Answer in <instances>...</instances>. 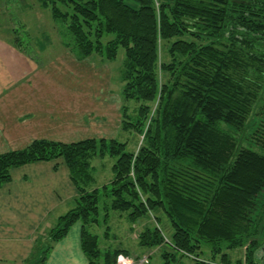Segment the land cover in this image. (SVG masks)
Segmentation results:
<instances>
[{"label": "trees", "instance_id": "obj_1", "mask_svg": "<svg viewBox=\"0 0 264 264\" xmlns=\"http://www.w3.org/2000/svg\"><path fill=\"white\" fill-rule=\"evenodd\" d=\"M34 1L63 39L71 37L63 44L76 61L96 57L105 65L124 51L120 92L138 108L121 126L141 141L130 151L118 139L42 140L0 154V187L11 169L62 159L76 188L74 207L49 231L43 256L27 264H44L76 223L88 264H115L123 250L102 252L88 230L108 224L111 213L130 223L152 213L158 224L166 218L168 242L155 227L140 236V246H160L163 264H264V254L255 260L264 253V226L250 216L264 190V125L254 132L259 152L242 147L264 88V0ZM12 43L20 47L19 38ZM106 156L113 177L89 191L90 160ZM239 249L244 259L233 261Z\"/></svg>", "mask_w": 264, "mask_h": 264}, {"label": "rangeland", "instance_id": "obj_2", "mask_svg": "<svg viewBox=\"0 0 264 264\" xmlns=\"http://www.w3.org/2000/svg\"><path fill=\"white\" fill-rule=\"evenodd\" d=\"M11 1L12 0H0V37H2V39L6 38L8 35L6 31L13 29L15 36L18 37L20 41L19 48L31 49L34 54L31 58L35 64L34 66L33 64H25L23 62L25 65L22 63L21 65L16 66L18 75H16L17 80L15 81V84L18 85L15 87L25 85L24 81L28 82L29 80L32 84L31 89H28L29 87L27 86H24L23 88V92H26L27 94L33 95L32 92L34 90H41V95L47 97L51 101H55V97L58 99L60 98L59 101L62 98H65V100L71 98L84 103L83 105L86 106L81 112L77 113L80 114L79 117L81 118L75 117V119L64 120L65 123L78 122L80 124V126L76 127L74 130L66 131L65 134L59 136L61 140H65L66 142H54L70 144L85 139H118L119 141L127 142L128 150H136L141 141V137L133 131H124L121 126V122L124 118L135 117L138 108V104L135 101L124 102L120 92L122 86L120 83V71L125 58L124 51L119 49L115 61L108 62L105 65H100V59H96V57L75 62L71 59V56L66 54V52L69 51L63 44L65 40L66 43L71 41V37L65 33L63 39V37L59 35L58 27L54 25L56 23L51 19L48 10L41 9L35 4L34 0L32 1L33 5L29 2L22 3V5L18 2L13 4ZM37 17L41 20H38ZM57 25L59 27L62 26L61 23H57ZM40 29H43L44 31H40ZM24 34H26L28 39H25L26 36L24 37ZM61 35L63 36V33H61ZM46 37H48L47 41L50 44H45ZM18 38L14 37L12 41ZM12 45L17 47V44L12 43ZM39 45H48L46 48L47 52L42 53L38 48ZM160 48L161 57H163L165 55V49L163 46H160ZM57 81H60L64 85H68L72 89L79 90L80 92L76 91V93L79 94L76 95L75 92L70 93L68 90L69 88H63L60 87V85L55 84ZM104 98H106V100ZM10 105L13 107V104ZM124 106L127 107L126 117L122 116ZM110 107H113V110H111ZM119 109L120 113L118 112ZM83 110L86 111L83 112ZM13 114H17V109L14 110ZM15 115H13V117H16L15 120H18L17 124L19 125L16 126L15 131L17 133L24 132L25 128L30 126V120L26 119L25 114L18 113L17 116ZM45 121L46 120H42V122ZM38 122L39 121H35L34 123V126L37 128ZM5 125L6 124H2V127L0 126L1 131L6 128ZM89 125L92 130L99 126H103L105 134L100 137H89V135H85L86 137H84V134L88 131ZM263 125L264 88L259 93L253 114L250 117V130L247 131L244 136L245 140L242 142V147L259 152L258 145L254 138V132L261 130ZM6 130L12 131L13 129L11 127V129L6 128ZM18 135L20 134L15 136ZM33 136L34 137H28L24 140L16 139L14 142H8L6 144L8 146H25L26 148L34 141H42L40 140L39 135ZM75 136H77L79 140L72 141L74 140L72 137ZM29 138H34V140L29 141ZM14 151L18 150H11L8 152ZM8 152L1 151L0 154ZM57 160L63 164L62 159ZM113 164L114 160L107 156L104 158L93 157L90 160L93 176H95L96 185L99 188L104 184L109 183L112 179L113 173L111 168ZM150 215L151 216L148 218H143L137 222L130 223L127 221L126 214L120 216L118 213H111L108 224H105L100 220V225L90 226L88 230L98 236L99 248L102 252H105L108 248L110 250H123L121 251L122 253L117 256L115 264H117V260H119V264H141L139 261L142 258L147 261V264H163L159 257L162 251V249L159 248L160 246L156 248L140 246V236L149 228L155 227L156 229H159L165 242H168L169 236L172 233L170 224L167 223L166 218H162L161 223L158 224L153 213ZM250 216L253 222L261 220V225L264 226V190L257 198ZM261 225L259 224V228ZM49 245V237H40V239H38V245L36 246L34 253H32L36 254V256L34 257V255H31V261L35 263L36 261L33 260V257L38 260L39 257L43 256V253L46 251L45 249ZM234 252L233 261L244 259L245 249H239ZM260 254H264L263 251H259L258 257L256 254L255 260L258 262L261 260V257H263L262 255L260 257ZM28 261H30V259ZM180 264L193 263L189 260H180Z\"/></svg>", "mask_w": 264, "mask_h": 264}, {"label": "crops", "instance_id": "obj_3", "mask_svg": "<svg viewBox=\"0 0 264 264\" xmlns=\"http://www.w3.org/2000/svg\"><path fill=\"white\" fill-rule=\"evenodd\" d=\"M32 1L12 0L11 2L13 4L21 3L20 5L29 2L33 5ZM37 19L40 18L37 17ZM40 31L44 30L40 29ZM6 32L9 35H7V39L0 37V126L6 124V128L11 129L12 127L13 130L5 128L1 131L0 129V152L24 149L25 146H8L6 143L14 142L16 139L24 140L34 137L33 135H39L40 140L66 142L59 136L65 134L66 131L74 130L80 124L78 122V124L65 123L64 120L79 117L80 114L77 113L86 106L71 98L68 100L62 98L59 101L60 98L55 97V101H51L41 95V90H34L33 95L27 94L23 92V88L27 86L28 89H31L32 84L29 80L28 82L24 81L25 85L19 84V87H15L18 85L15 84L16 75H18L16 66L23 62L35 66L31 58L34 54L31 49H20L12 45L13 38L9 34L10 30ZM47 39L48 37H46L45 44H50ZM47 46L39 45L38 48L43 53L47 52ZM66 54L77 62L70 52H66ZM24 63L23 65H25ZM55 84L69 88L70 93L80 92L60 81ZM78 94L76 93V95ZM104 99L106 100V98ZM10 104H13V107ZM16 109L17 114H25L26 119L30 120V130L27 126L24 132L17 133L15 131L16 126H19L18 120L13 117L15 115L13 112ZM110 109L113 110V107ZM118 112L120 113V109ZM42 120L46 121L42 122ZM35 121H39L38 128L34 126ZM17 134L20 135L15 136ZM104 134L103 126L92 130L89 125L84 137H86L85 135L100 137ZM72 139H74L72 141L79 140L77 136ZM33 140L34 138H29V141ZM10 176V182L0 187V264H24L31 259V255L33 256L32 253L38 245V239L48 237V233L54 228L57 219L74 207L77 193L70 180L68 169L64 163L62 164L58 160L14 168L10 170ZM96 188L99 187L96 185L94 176V182L89 191ZM80 230L81 224H74L66 237L52 246L44 264H88L80 246ZM234 254L235 252L231 254L232 259H234ZM262 262L261 259L259 263Z\"/></svg>", "mask_w": 264, "mask_h": 264}, {"label": "built area", "instance_id": "obj_4", "mask_svg": "<svg viewBox=\"0 0 264 264\" xmlns=\"http://www.w3.org/2000/svg\"><path fill=\"white\" fill-rule=\"evenodd\" d=\"M197 260V259H196ZM126 261V260H125ZM126 262H128V261H126ZM139 263H141V264H147V261L144 259V258H142L140 261H139ZM117 264H119V260H117Z\"/></svg>", "mask_w": 264, "mask_h": 264}]
</instances>
